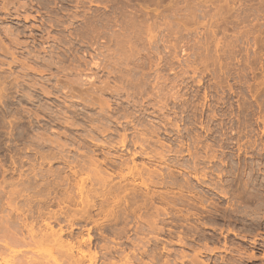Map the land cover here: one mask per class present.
<instances>
[{"label": "rangeland", "instance_id": "374dc122", "mask_svg": "<svg viewBox=\"0 0 264 264\" xmlns=\"http://www.w3.org/2000/svg\"><path fill=\"white\" fill-rule=\"evenodd\" d=\"M15 1L22 17L13 13L2 20L0 9V32L12 28L23 43L16 49L23 69L0 50V80L10 83L18 76L21 87L0 97V221L18 215L14 223L34 224L31 232L39 236L50 231L48 222L64 245L73 246L74 253L96 254L98 264L127 254L143 261L153 254L155 264H188L203 242L219 250L224 242L232 254L253 250L259 255L264 243V0H95L79 7L73 1ZM74 11L79 13L75 25L93 12L115 16L116 31L124 30L123 35L130 22L132 31H139L128 42L133 50L122 43L127 53H137L128 65L119 64L129 72L125 78L115 81L113 67L112 72L93 69V84H75V92L82 93L105 83L122 87L117 95L102 94L108 103L103 110L50 89L77 75L65 76L56 68L39 71L41 58L50 54L70 59L79 54L67 53V43L42 45L40 36L46 34L38 16H55L63 28ZM56 30L52 27L50 34L63 35ZM117 47L108 50L116 53ZM127 80L133 81L131 88ZM45 83L48 91L42 92ZM104 177L107 183L100 180L105 184L100 186ZM151 220L153 228L147 224ZM18 223L17 230L9 229L23 240L0 251V264L21 257L41 264L58 261V248L48 253ZM88 235L90 245L77 243ZM181 252L189 255L181 260Z\"/></svg>", "mask_w": 264, "mask_h": 264}, {"label": "bare ground", "instance_id": "6f19581e", "mask_svg": "<svg viewBox=\"0 0 264 264\" xmlns=\"http://www.w3.org/2000/svg\"><path fill=\"white\" fill-rule=\"evenodd\" d=\"M57 1H60L61 4H63V5H66L69 2H72L73 1L74 4H75V7H79V6H81L86 1L94 2L95 0H62V1L61 0H53V1L52 0H41V1H37V2L42 5V4H47L49 2H54L55 3ZM15 4H16V1L15 0H0V9H2L3 12H4V14H5L4 17H2V20L6 19V18L9 19L10 17H13L12 16L13 13H15V16L14 17L21 16L20 13H19L20 10L19 9H16L14 7ZM114 4H115V2H114ZM13 7L15 9H11ZM38 17L40 18V22H39V26L38 27H39V29H41V32H44V34H46V36H44V37H43V35L40 36V39H42L41 40V44L42 45L49 44L50 42L55 43V44H66L67 43L68 44V47H66V52L67 53H69L70 55H71V53H73L74 56H76V55L79 54L77 56V59H74V58H71L70 59V58H68L69 55L66 56V54H60V53H57L56 55L50 54L49 55V58H41V61L42 62L39 63L40 64L39 66L41 67L39 71H41V72L43 70H50L51 68H56V69H60L59 71H61V72H65V73H63V75H65V76H67L68 74H75V75H77L76 78H67L64 82L51 85L50 89L56 90V91H58L60 93H63V94L69 93V96H71V97L81 98V99L85 100L86 102H89V103H92V104H97L100 107V109L103 110L105 106H108V103H107L106 100H104V98H102V96H103L102 94L106 93L107 91H110V92H114L115 93L114 95H117V94H119V92L122 89V87L120 89L115 84H111L110 85L109 83H105L104 85H101L99 87L96 86V87L92 88L91 90L88 89V90H86L85 92L82 93L80 90L75 92V84H77L78 81H81V80H89L90 81L89 83L90 84H93L94 81L91 82V80L94 77H96L95 76L96 75V72H94L93 69H96V70H98V69H101V70L102 69H107V70H109V72H112L111 71V67H113L114 70H115L114 72H112L114 74V76H113L114 80L115 81H121L122 78L126 74H128L129 72L126 71L125 69H123L122 67H120V68H122V69H120L119 68V64H120V66H122L124 63L125 64L128 63V60H130L132 58H135L136 57V54H137V53L135 54V52H134V54L131 53V52L130 53H127V50L128 49L126 50V48L122 45V43L123 44H124V42L127 43V44H125V46L127 47L128 42H131L132 43L134 41L133 39H135V37H137L136 35L139 34V31H135L134 30L135 27L133 28V31H132V28L129 27V24L131 22L130 23L127 22L126 23V26L129 23L127 28H129L130 30H128L127 28H125V29H127L130 32H132L133 34H130V36H131L130 37L129 36V33L130 32L126 31V33L128 32V34L124 33V35H123L122 33L124 32V30H123L122 33H119L121 31H116L117 28H115L116 27V17L115 16L114 17H111V16H106L105 14L102 15V14L93 13V12L82 15V20L80 21L81 24L80 25H75L74 22H73V20L74 19L77 20V18L79 17V13H77V11H74L72 14H69V22H67L66 25L63 26V28H60L63 25V23H60V19L57 18V17H55V16H52V15H47V16H45V15H39ZM25 18H26V15H24V19ZM130 25H132V24H130ZM47 26H49V29H46ZM117 26L119 27L118 24H117ZM52 27H53V30H56L55 28L58 27L59 29L56 30V31L60 32L63 35H60L59 34L60 35L59 37L52 36L50 34L51 31H52ZM131 27H133V26H131ZM10 29H12V28L3 29V31L0 32V35L3 36V37H6V39H7V42L4 43L3 41H1V36H0V50L2 51L3 55L4 54L5 55L6 54L10 55L11 58H12L11 59V62L12 63H17L18 66L21 69H23V63L20 60H18L17 59V56H16V49L19 50L23 46L22 45L23 43L19 40V37H18L19 36L18 33H20V32H18L17 30H16L17 32H15V30L13 32ZM136 29L138 30L139 28H136ZM65 31H66V33H64ZM124 38H126V39H124ZM120 45L123 46V50L124 51L121 50L122 52L118 50V49H120ZM129 45H128V48L130 47L129 49L131 50L132 49L131 44L129 43ZM51 46L56 47V45H54V44H49L48 47H51ZM111 46H115V47L119 46V47L116 48L117 49V52L116 53L114 51H111V52L109 51V50H111V48H110ZM42 47L44 49H46V46H42ZM14 49H15V51H14ZM108 51L110 53H108ZM50 52H53V51L50 50ZM67 61H69V64L72 65L69 69H67V66L65 65V63ZM126 65H128V64H126ZM28 68H29V66L26 67V69H28ZM83 76H84V78H82ZM4 80H5V77H4V79L2 81L0 80V97H1V93H3V91L4 92H8V91H11V90L21 91V87H20L19 82H16V81H18V76H14L13 81H11L10 83H7V81L5 82ZM127 82H128V85H129L133 81L132 80L131 81L130 80H127ZM3 83H5V84H3ZM133 84L134 85H137L135 83H132V86H133ZM129 86L131 88V85H129ZM47 87H48V84L47 83H45V86L40 85V90L42 92L48 91L47 90ZM133 88H134V86H133ZM139 145L141 146V143ZM248 177H249V175H248ZM102 179H105V177L104 178H101V179L100 178L98 179V183H100V186L105 185L103 182H106L107 183V181L102 180ZM100 180L103 181V182H100ZM253 180H255V178ZM101 183H103V185ZM259 186H262V185L260 184ZM251 188H253V187H251ZM246 189H248V188H246ZM246 189H245V191H246ZM254 190H252V191H254ZM225 192H224V194H225ZM262 196H263V194H262ZM244 197H246V196H244ZM9 204H10V201L7 203V205H9ZM11 204H12V200H11ZM16 207L14 206V208H16ZM243 208H245V206H243ZM16 209H18V207ZM11 210L12 209H10V211ZM262 210H264V209H262ZM242 211H240V212L242 213ZM243 212H245V211H243ZM21 214H22V212L20 213V218H22V215ZM244 214H246V213H244ZM7 216H9V214ZM16 216H18V215H16ZM16 216H15V218H12V221H11V219L10 220H7L8 217L6 218L4 216H1L2 218L4 217V219L1 218L2 220L0 221V251L3 250V249H5V248L7 250V248L11 247L12 245L15 246V244H17V243L20 244V242L23 240L22 238L20 239V238L17 237L16 232L13 233V232H11V229H9V227H13L14 228V227L18 226L17 225L18 222H15L14 223V220L15 221H18V220H16L17 219ZM252 217H254V216H252ZM259 217H260V215H259ZM3 220L4 221L7 220V222H4ZM25 220H26V218H25ZM240 220H241V216H240ZM259 220L260 219H258V221ZM252 221H254V220H252ZM258 221H256V222H258ZM31 222H32V220H31ZM154 222L152 223V220H151V223L147 221V224L149 223L150 225L148 224V226H150V227L153 228V224H155V226H156V222L155 223ZM18 224H20V226L22 225V226H24L25 228L28 229V231L30 233L28 231L27 232L29 233L28 236L30 237L29 240H31V242L32 241L33 242L36 241V243H38L40 245H44L45 247H48V248H45V250H47L48 253L54 247H56V248L59 249V256L60 257L58 259H56V260L59 261V259H61V261H60V263H58V261H54V263L56 262L57 264H83L84 258L87 259V260L85 259L86 262H87V263L84 262L85 264H96L97 263L96 262V259H97L96 258V254H94V253L93 254L92 253L91 254H85V253H81V252L79 254V251L78 250L77 251L75 250L76 252L74 253L73 246L70 247L69 245L68 246H66V244L64 245L63 242H62V240L60 239V234L58 232L54 231L51 228V226H49L48 222H46L44 224L48 228V230H50V231H48V232H45L44 231L45 233H43V234L41 233L40 236L38 234L36 235V234H34V233L31 232V231H33L32 228L34 227V224H32L33 225V227H32L31 226V223L28 224V223L24 222V220H21L20 223H18ZM254 224H255V222H254ZM254 226L256 227V225H254ZM46 227H45V229H46ZM259 227H261V226H259ZM262 228H263V226H262ZM16 230H17V227H16ZM18 234H21V233L19 232ZM23 235H25V234H23ZM239 235L240 234L238 232V237H239ZM25 237H27V236H25ZM182 237L183 236H181L180 239H179V242L180 243H183L182 240H184V239ZM242 237H243V235H242ZM252 237L254 238L255 236H252ZM240 238L241 237H239V239ZM239 239H238V241H239ZM27 241H28V239H27ZM27 241H24V244L29 243ZM245 241H246V239H245ZM250 242L252 243V241H250ZM77 243L78 244L79 243L80 244L81 243H84L86 245H90L91 244V236L88 235L87 237L82 238ZM230 243L231 242H229V244ZM235 243H237V242L235 241ZM238 243H240V242H238ZM247 243H248V241H247ZM206 244H207L206 242L205 243L203 242V244H202L203 246L201 248L200 247L197 248V249L195 248L196 250H194V253L191 254V257L188 256V258H187V255H189V254L185 255L186 253L183 254L181 252L182 253L181 260L187 258L188 259V262H187L188 264L189 263L190 264H256V261L258 259H260L259 258V255H257V254L255 255V252H253L252 249H250V250H252V252L251 251L249 253L246 252L244 254V256H242L243 254L241 255V253H240L241 251L240 252L238 251V253H240V255H238L235 252V251H237V249L234 252L232 251L233 253H236V254H232L231 251L227 248V245L228 244L225 245L226 243L224 244V242H223V245L224 246H223V248H221V250L224 251V255L220 254L219 256H217L218 253L216 252L217 254L215 256V254H214L215 251L216 250L217 251H221V250H219L220 248L214 247V246L211 248V247H208V245H206ZM231 245H232V243H231ZM17 246H18V244H17ZM242 246H244V245H242ZM263 247L264 246H262V248ZM229 248H231V247H229ZM233 248H234V246H233ZM238 248H239V244H238ZM244 248H246V247H244ZM244 248H242L241 250H243ZM259 249H261V248L259 247ZM245 250H247V249H245ZM247 251H249V249ZM1 252L3 253V251H1ZM140 252L142 253V255L143 254L144 255L146 254V253H144L142 251H140ZM263 252H264V250H263ZM226 253H229L230 255L227 256L228 254L225 255ZM212 254L215 256V257L213 256L214 258L212 257ZM130 255H128V254L127 255H124V258L123 259H122V257H123L122 256V257H120L121 259L113 260V261H110V262H107V263L108 264H136L135 263L136 258L134 256H130ZM148 256H150V257L152 256V258L149 259L148 261H143L140 257H137L138 258L137 260L139 262H141L139 264H155V263H153V259H155L157 257L154 255L155 256V258H154L153 254L152 255L149 254ZM178 256L180 257V255H178ZM207 256H209V257H207ZM204 258H207V259H204ZM261 258L263 259L261 261L264 262V254H262V257ZM176 259H178V258H176ZM178 260L181 261L180 258ZM163 262L165 263V261H163ZM168 262H170V264H175V262H177V261H174V260L173 261H169L168 260ZM41 263H42V260L40 261L39 259H36L34 257L33 258L32 257H21V259H19L17 262H12L10 264H41ZM54 263H49L48 262V264H54ZM260 263H262V262H260ZM101 264H104V263H101ZM165 264H168V263H165Z\"/></svg>", "mask_w": 264, "mask_h": 264}, {"label": "flooded vegetation", "instance_id": "af4514ba", "mask_svg": "<svg viewBox=\"0 0 264 264\" xmlns=\"http://www.w3.org/2000/svg\"><path fill=\"white\" fill-rule=\"evenodd\" d=\"M260 245H262V246H264V243L262 244V243H260ZM258 249H259V247H258ZM263 248H261V249H259L261 252H260V254H259V257L261 258L262 257V254H264V252H263V250H262ZM261 255V256H260Z\"/></svg>", "mask_w": 264, "mask_h": 264}]
</instances>
